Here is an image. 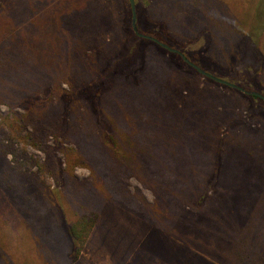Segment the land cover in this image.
<instances>
[{"label": "trees", "instance_id": "trees-1", "mask_svg": "<svg viewBox=\"0 0 264 264\" xmlns=\"http://www.w3.org/2000/svg\"><path fill=\"white\" fill-rule=\"evenodd\" d=\"M108 1L0 2V104H8L12 109L18 104L12 102L22 100L15 94L17 88L31 89L44 82L40 65L44 56L50 57L46 68L54 69L59 66V61L64 62L66 58L78 55V59L80 55L96 48L101 53H109L111 47L116 48L121 56L117 59H113L115 55L109 56L113 62L111 68H106L105 74L108 76L114 73L118 64L128 66L132 58L139 59V65L135 64L132 67L134 71L130 72L134 73L135 79L126 81L117 75L112 90L106 93L99 90L95 95L98 103L95 113L86 110L69 117L65 112L60 119H55L53 115L49 117L25 107V115L14 114L2 119L0 210L19 215L20 219L10 225L9 238L12 245L6 247L0 241V264H73L88 243L99 220V210L106 202L116 203L142 215L158 229L171 234L185 212L186 215L192 214V209L202 205L201 199L203 204L207 203V189L216 191L223 200L229 199L228 196H220L218 188V181H224L226 173L221 176L223 173L220 172L209 181L193 184L183 177L181 163L169 159L176 153L175 149L183 147L176 139L184 135L185 126L193 120L189 115L181 113L186 125L182 127L171 122L168 112L172 110L165 104V83L172 86L177 83L186 86L183 89H189L193 86L192 80L179 68L170 69L166 64L168 61L155 65L148 54L145 58L141 51L144 39L135 34L132 21L128 24L129 27L131 25V37L134 39L130 41L131 50L124 52L128 40L123 36L122 24L107 33L109 35L100 38L104 29L110 28L105 24L111 14L106 9L109 7ZM261 3L264 4V1L150 0L148 10L152 26L156 28L152 37L167 44L161 33L165 28L189 43L203 38L215 52L222 41L238 38V41L245 43L253 35L252 30L257 35L264 28V17L260 15ZM41 6L43 16L37 13ZM224 10L230 13L225 14ZM136 11L137 28L141 32L148 19L144 17L140 4ZM53 33H56L55 41L51 40ZM54 42L57 43L56 48H53ZM120 46L123 48L119 49ZM169 53L180 57L189 71L198 73L181 55ZM185 57L193 63L191 58ZM152 65L154 68L149 70ZM92 78L90 86L103 79ZM134 82L138 83L132 87ZM213 84L219 85L215 82ZM86 87L84 82L79 89ZM100 88H109L108 83ZM227 90L241 95L229 87ZM199 97V102H203L204 119H226L222 127L228 128L243 122L241 117L247 109L233 111L230 105L220 103L214 94L206 93ZM252 98L264 102L259 97ZM222 136L219 134L214 138L216 151L213 150V158L215 163H222L227 159L223 161V156L232 152L233 157L228 162L235 169L227 180L234 192L229 200H241L244 214L250 215V221L246 222L224 264H264V176H258L264 172V134L257 127L248 126L246 132L230 137L229 143ZM51 139L55 141L53 146L50 145ZM198 139H192L193 148L203 156L205 152L199 142L205 141L204 138L200 141ZM64 142L74 145V149H66ZM21 144L44 153L46 161L40 164L29 157L25 149L17 147ZM58 153L63 154V160L58 158ZM10 155L13 160L8 162ZM161 159H164L163 163L157 164ZM34 166L38 167L37 172L32 171ZM155 166H158L160 172L157 179L151 175ZM78 167L91 171L92 180L86 186L73 182ZM42 176L54 178L58 185L64 184L63 192L55 194L42 187L39 191L37 183ZM133 178L154 192V205L148 204L139 194L131 193L128 182ZM196 187H200L203 192L202 198L191 195ZM53 198L61 202L60 209L65 214V227L76 254L71 259L61 249L64 231L53 223L56 217L49 206Z\"/></svg>", "mask_w": 264, "mask_h": 264}, {"label": "rangeland", "instance_id": "rangeland-1", "mask_svg": "<svg viewBox=\"0 0 264 264\" xmlns=\"http://www.w3.org/2000/svg\"><path fill=\"white\" fill-rule=\"evenodd\" d=\"M1 1L2 0H0V2ZM229 1L232 0H228V2ZM149 2L150 0H134L135 9L140 4L144 10V17L148 19L147 25L142 28L140 33L152 37L154 36V30L156 28L154 29L151 23V13L148 10ZM8 3H10V1H8ZM108 5L109 7L106 9L110 10L111 14L108 16L105 24L106 26L109 25L110 28L104 29L100 38L109 35L107 33H111L118 25L120 26L122 24V31L124 29L123 36L128 40L124 45V52L131 50L132 45L130 44L132 42L130 43V41L133 37H131V25L130 27L128 26L133 17L131 2L129 0H109ZM261 6L262 11L261 13L259 11V13L264 17V4L261 3ZM40 11H42V6L37 13L43 16ZM224 11L225 14L226 12L227 14L230 13V9L229 11ZM49 31L51 32V29ZM171 32L169 29L165 28L161 31L163 37H165L164 40L168 42L164 44L179 52H185V54H183L191 58L192 62L202 71L227 83L241 87L245 91L255 92L264 97V28H261L260 31L257 32V35L256 32L252 30L251 33H253V35L247 39L245 43L238 41V38L230 39V41L227 42L222 41L216 47V52L209 48V44H206L203 38L199 40L195 39L193 42L189 43ZM51 40H56V33L52 34ZM53 45V48H56L57 43L54 42ZM122 46H120L119 49ZM109 50V53H101L100 49L96 48L84 53V55H80L78 59V55L72 56L71 59L66 58L64 62L59 61V66L54 69L46 68L49 64L50 57L44 56L40 60V65L42 67L41 76L45 79L44 82L31 89H24L25 87L17 88L15 94L22 100L20 102H12L13 104H19H17L14 109L9 107L8 104H0V124L4 117L13 116L14 114L25 115L26 108L36 110L38 113H44L49 117L53 115L55 119H60L61 114L65 112L69 114V117L75 113H82L86 110L95 113L98 109L95 95L99 90H102L103 93L112 90V83L117 75H121L120 77L124 78L126 81L127 79H135L133 77L134 73L130 72L134 71L133 66L139 62V59L134 57L130 60L131 62L128 66L127 64H118L114 73H110V76H108L105 74L106 68H111L112 60L120 58L121 56L118 49L111 47ZM141 51L145 54V58L146 54H148L150 61H154L155 65L160 62L163 63L168 61L166 64L169 65L170 69L175 67L179 68L193 82V86L189 89H183L186 86H181L177 83H174L173 86L168 82L165 83V90L167 91L165 104L169 110H172L170 113L168 112V115L171 116V122L174 125L183 127V125L187 124L185 123V114L192 117L191 120H193L186 125L187 128L185 126L184 129H186V132L182 135L183 138L176 139L179 143H182L183 147L175 149L176 153L174 156L169 157V154L165 156L169 157L171 161L176 160L181 163L180 171L184 174L183 177L189 183L190 181L193 182V184L204 180L209 181V179H213L217 174H220V172L221 174L223 173L221 176H224L226 173L227 177L224 181H218V188L219 193H221L220 196H228L230 199L234 191L228 184L227 179L228 176L233 174L235 167L231 166L228 161L233 157V154L229 151L226 157L224 155L222 159L224 161L225 158H227L226 161L215 163V159L213 158L215 153L213 150L215 149L216 140H214V138L219 134H223L222 137L227 139L229 143L230 140L228 139L230 137L243 133V131L246 132L248 126L252 128L257 127L264 134V102L255 101L252 96L229 86L219 83V85H215L213 84L215 81L202 75L197 70L199 74L189 71L180 61V57L172 55L169 51L162 48L160 45L154 44L151 40L144 39V41L141 42ZM110 55L115 56L113 59H109ZM154 56H156V58ZM77 60L79 61L76 62ZM152 68H154V65H152L149 70ZM138 71L139 70L136 72ZM92 77H101L103 79L97 84L90 86L89 83L93 81ZM84 82L87 87L85 89H79L80 85ZM106 82L109 88H106L107 90L105 88L101 89L100 87L105 85ZM137 83L138 82H134L131 86H136ZM227 87L240 92L241 95L238 96L239 94L237 95L236 93L229 92ZM206 93L216 95L220 103L230 105L233 111L239 112L241 109H247V112L241 117L243 122L228 128L222 127V122L226 119L220 118V120H218L213 117L204 119V115L202 114L203 102H199V96ZM7 100L11 101L9 97H7ZM102 101L103 100H101V102ZM100 106L102 105L100 104ZM204 109L214 110L212 108ZM200 115L202 118H198ZM175 136L177 137V133H175ZM197 137H199L198 141L202 138H204L205 141L204 143L202 141L199 142L205 152L203 156L197 149L193 148L192 141ZM54 142L55 141L51 139L50 145L53 146ZM18 146L19 148L25 149L26 154L40 164H43L47 159L44 153L32 147H25L23 144L17 145V147ZM64 147L66 149H74V145L66 142H64ZM58 158L63 160V154L58 153ZM164 159H161L157 164L163 163ZM12 160L13 158L10 155L7 161L9 162ZM1 165L2 163L0 160V168ZM254 168L255 167H253V169ZM32 171L37 172L38 167L34 166ZM91 175L89 169L78 167L75 170V179L73 182L76 185L86 186V184L90 183L92 180ZM151 175L156 179L160 176L158 166H155ZM262 175L264 176V172L259 173L258 176ZM262 181H264V179ZM128 184L133 195L139 194L148 204L154 205L156 196L152 190L148 189L136 178L131 179ZM63 185H58L54 178L47 179L43 176L37 183L39 191L41 187V189L48 188L51 193L55 194H61L63 192ZM215 192L216 191L207 189V203L205 202L203 204V199H201L202 205L197 206L196 209H192L190 211L192 214L189 213L186 215L187 212H185L184 217L181 218L171 234L158 229L142 215L133 213L116 203L106 202L99 210V220L100 216H102L103 222H101L100 225H98V223L96 224V226L99 227V229L101 228L100 230L104 232H99L98 234H94V236L95 226L88 243L79 257L86 251L99 250V244L102 245L99 243L101 237L99 235L101 234L104 236V239H106L109 231L108 229L117 225H124L123 223L134 215L141 220V240L139 245H135L134 250H140L142 253L171 254L172 264H224L236 239L245 227L246 222L248 223V221H250V215L248 213L247 215L244 214V206H242L243 203L241 200H235V198H232V201H230L231 199L223 200L219 198ZM202 194L203 192L200 187H196V190L191 191V195L193 197L198 196V199L203 197ZM49 206L54 218L56 217L53 223H56V225L61 227L64 231V244L61 245V249L67 252L68 259H71L76 255L75 248L72 245L71 238L65 227V214L60 209L61 202H59L57 198H53ZM120 208L123 209L122 211L125 210V215H128L125 221L122 219L119 220L117 209ZM19 219V215L16 216L5 210H0V241H2L6 247L7 245H12L9 238V232L11 230L10 225ZM182 220L188 223L189 226ZM105 230L107 233H105ZM111 235H113V232ZM109 236L110 235H108V238ZM12 241L15 242L14 240ZM104 244L108 245V243L105 242ZM1 252L2 249L0 248V256Z\"/></svg>", "mask_w": 264, "mask_h": 264}, {"label": "crops", "instance_id": "crops-1", "mask_svg": "<svg viewBox=\"0 0 264 264\" xmlns=\"http://www.w3.org/2000/svg\"><path fill=\"white\" fill-rule=\"evenodd\" d=\"M122 210L121 208L117 209L118 217L119 220L125 221L128 215H125V210ZM102 218L100 216L98 225L103 222ZM123 224L108 229L109 238L107 235L104 239V236L100 234L99 243L102 245L99 244V250L84 252L73 264H172L171 254L142 253L140 250H134L135 245H139L141 240V220L139 217L133 215ZM100 229L96 226L93 235L104 232ZM112 232L113 235H111Z\"/></svg>", "mask_w": 264, "mask_h": 264}, {"label": "water", "instance_id": "water-1", "mask_svg": "<svg viewBox=\"0 0 264 264\" xmlns=\"http://www.w3.org/2000/svg\"><path fill=\"white\" fill-rule=\"evenodd\" d=\"M131 1V6H132V13H133V18H132V28H133V31L135 32V34L143 39H147V40H151L155 43H157L158 45H160L162 48L166 49L167 51L169 52H172V53H177L179 55L182 56V58L191 66L193 67L194 69H196L199 73H201L202 75L212 79L213 81L219 83V84H222V85H226V86H229L231 88H234L236 90H239L247 95H250V96H256V97H259L261 99L264 100V97L258 93H255V92H249V91H245L243 88L241 87H238L236 85H233V84H230V83H227L223 80H220L216 77H213L207 73H205L204 71H202L198 66H196L195 64L191 63L182 53H180L179 51L175 50V49H172L171 47H169L168 45L164 44V43H161L159 42L157 39L153 38V37H150V36H146V35H143L139 32L138 28H137V13H136V9H135V4H134V0H130Z\"/></svg>", "mask_w": 264, "mask_h": 264}]
</instances>
